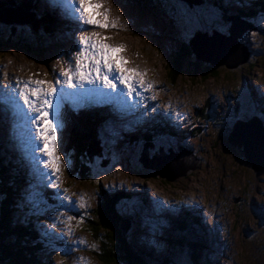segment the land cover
<instances>
[{"label": "rangeland", "instance_id": "obj_1", "mask_svg": "<svg viewBox=\"0 0 264 264\" xmlns=\"http://www.w3.org/2000/svg\"><path fill=\"white\" fill-rule=\"evenodd\" d=\"M11 1L6 6L13 12H6L7 17L22 15L20 5L24 0ZM194 1L200 5L189 8L177 0H105L115 9L112 16L118 30L112 34L103 28V38L115 44L116 40L127 43L132 62L129 68L141 74L144 86L152 87L139 92L138 104L132 99L129 112L116 108L119 121L100 123L99 142H94L98 144L90 142L95 152L91 157H74L63 146L73 122L95 112L81 97L77 104L72 98L68 103L59 94L54 96L51 119L61 129L57 132L55 152L60 154V161L55 175L51 169L38 166L41 157L24 142H16L18 150L13 152L0 120V152L24 163L29 171L24 174L29 173L32 179L21 181L23 194L12 192L25 204L24 209L14 212L19 217L21 210L36 214L38 220H32L36 228L49 234L47 256L41 264H105L100 258L101 244L104 241L111 248V237L104 232L99 241L89 221L96 218L102 199L109 197L123 199L118 207L121 228L125 229L127 243L146 254L149 264H264V169H252L242 147L227 142L237 120L249 122L261 115L264 127V13L253 23L236 15L241 8L243 12L252 9V0ZM36 2L63 24L59 32L31 36L29 24L12 25L16 29L11 32L12 26L0 23V77L12 72L22 83L25 74L29 81L31 74H37L46 82L40 86L46 88L47 82H54L49 73L63 72L72 64L75 67V59L64 50L73 54L80 36L77 27L68 22L76 20L64 14L61 7L59 11L65 17L57 11L61 0ZM23 12L30 19L34 17L31 12ZM119 21L126 24V29L117 25ZM232 21L252 26L238 40L250 51L245 64L227 69L224 56L232 65V53L212 51L211 57H217L222 66L202 63L203 67L197 68L192 55L184 62L183 72L172 75L169 65L193 32L200 29L211 37L214 30L228 36ZM112 35L116 37L111 39ZM22 38L25 44L19 42ZM9 87L18 86L15 82ZM61 89L75 92L68 87ZM107 128H112V134L105 131ZM133 136L139 139L129 142ZM143 154L150 161L181 155L188 160L186 166L196 167L167 181L143 167ZM34 161L36 169L31 163ZM81 164L88 167L83 178L77 176ZM41 170L45 172L40 174ZM10 174L8 178L14 176ZM49 182L56 186L46 187ZM32 188L52 193L57 205L48 208L44 195L34 194ZM257 199L262 200L261 206L255 204ZM70 216L73 219L69 220ZM182 222L186 224L184 229L178 226ZM60 244L63 251L58 248Z\"/></svg>", "mask_w": 264, "mask_h": 264}, {"label": "trees", "instance_id": "obj_2", "mask_svg": "<svg viewBox=\"0 0 264 264\" xmlns=\"http://www.w3.org/2000/svg\"><path fill=\"white\" fill-rule=\"evenodd\" d=\"M25 2H28V4ZM11 3V0H0V9L7 7L6 5ZM20 7L24 11L31 12L34 15V21L28 27L31 36H39L40 33L42 36L52 34L51 32L53 29L59 25L48 11H39L36 0H24ZM251 7L254 9L250 8L248 12H243L241 9L244 8H241L237 14L240 18L255 23L259 15L264 13V0H254ZM9 29L13 32L16 28L12 26L9 27ZM9 36L13 37L14 35H10L9 33ZM19 42L25 44L26 40L22 38ZM190 57L192 56L189 53L188 46L183 44L176 54L175 59L171 62L172 64L169 65L172 75L177 76L181 74V72H183L184 62L190 59ZM193 64L197 68L203 67L202 62L193 61ZM206 69L212 71V67H207ZM100 123H102V120L97 116L94 117V120H89L85 117L78 118L73 122L70 131L71 136H68L64 146L65 152L68 151L67 153H72L74 157H76V154H78L77 157H84L89 142L97 140L99 137L98 128ZM80 124L83 125V127ZM13 159L16 158L11 157L7 152H0V192L2 193V198H0V264H40L41 259L47 256L45 248L49 246V234L47 231L39 232L34 223V221H37V218H33L31 213H24V210H21L19 217L14 212V209L16 212L19 209H24L25 204L22 200H19V197L16 199V196H14L12 192L16 193L18 196L19 194H23L25 190L20 189V183L21 181H29V178L27 174H24L26 171L24 163L20 160L14 161ZM78 167L77 176L82 178L86 177L85 173H88V167L82 164ZM8 170H13L14 173L12 175L14 176H12ZM9 174L12 177L8 178L9 176L7 175ZM34 193L36 195L43 194L49 204H56V200H54L52 195L44 194L42 191L37 190H35ZM122 200L123 199H119L118 197L102 199L97 210L96 218L89 221L92 228L90 230L93 232V236H98L99 241H102V234L104 232L109 233L112 240L110 242L111 248H107L104 241H102L103 245L100 243L102 247V255L100 258L105 264H149L146 261V254L136 250L134 246H130L127 243V235L120 225L122 216L119 214L118 208ZM25 208H30V206H25ZM92 225H94V227ZM178 226L180 229H184L186 224L182 222L179 223ZM61 246L62 244H60L58 248ZM193 246L195 248V245ZM196 248L198 249V246H196Z\"/></svg>", "mask_w": 264, "mask_h": 264}, {"label": "snow or ice", "instance_id": "obj_3", "mask_svg": "<svg viewBox=\"0 0 264 264\" xmlns=\"http://www.w3.org/2000/svg\"><path fill=\"white\" fill-rule=\"evenodd\" d=\"M89 3L90 0H62L60 7L65 13H68L70 9L77 22L99 28L109 27L107 12L104 13L102 20L94 19L86 7ZM91 7L99 8L100 5L91 4ZM81 10H83V15H81ZM111 26L114 27L115 24L113 23ZM95 35L96 33H92V36ZM92 36H80L78 50L73 53L75 67L74 69H64L62 72L64 80L57 79L54 83L47 82L49 86L46 88H30L27 84L20 87L18 83V87L15 89L11 87L0 89V104H3L14 116L30 122L34 129V139L42 144L35 151L47 157V159L40 160L38 166L51 169L53 175L58 172L60 161V154L55 152V148L58 140L57 132H60L61 129L56 127L51 119V107L54 96L60 93L62 86L82 89L86 84L95 85L97 90L102 88L110 93L111 103L127 104L129 108L132 107L131 102L134 95L139 98L140 91H148L152 87L150 84L144 86L139 72L123 67L127 61L117 55L121 51L120 48L101 43L99 40L93 39ZM70 63L71 61H69ZM137 77H140L138 81ZM45 83L44 81L35 82L36 85ZM32 113L35 115L33 116ZM55 186L53 182L46 185V187ZM63 199L67 200V197ZM71 219L73 217L70 216L69 220ZM77 222L79 223V221ZM65 234L67 235V233Z\"/></svg>", "mask_w": 264, "mask_h": 264}, {"label": "water", "instance_id": "obj_4", "mask_svg": "<svg viewBox=\"0 0 264 264\" xmlns=\"http://www.w3.org/2000/svg\"><path fill=\"white\" fill-rule=\"evenodd\" d=\"M177 1L185 3L189 8H192L193 5H198V2L194 0ZM6 12L9 13L13 11L8 9L0 10L1 24L7 26H23L32 22V19L25 16L26 13L23 11L22 15L12 14L9 15V17H7L8 14H6ZM241 25L242 24H239L237 21H232L231 26L228 29V36L213 31V35L209 37L207 33L195 31L187 42L189 53L191 56L193 55L195 61L197 62L207 63L211 66L219 67L223 64L218 61L217 57H211V52L214 51L216 53L218 50H224L226 53H232L234 57L233 64L229 65L230 61L226 58V56H224L227 69L243 65L248 61L250 51H248L242 44H239L238 40L242 37L243 33L248 29H251L252 26H250V24L245 26ZM207 50L208 52H206ZM227 142L232 146L235 144L238 148L242 147L245 161L252 169L256 171L264 169V127H262L258 119L252 118L249 122H241L237 120L233 124L232 133L229 134ZM94 144L97 145V143ZM89 146L92 145L89 143L85 152V156L88 158L95 154V152H93L94 150ZM179 157L182 159L179 160ZM140 161L145 169L154 170L159 177H162L167 181H171L178 176H183L186 171L192 170L196 167V164L186 166L188 160L185 156L181 155L170 159L155 157L152 161H150L148 157L143 154ZM172 171L174 172V175L170 174ZM122 230L125 231L123 228Z\"/></svg>", "mask_w": 264, "mask_h": 264}, {"label": "bare ground", "instance_id": "obj_5", "mask_svg": "<svg viewBox=\"0 0 264 264\" xmlns=\"http://www.w3.org/2000/svg\"><path fill=\"white\" fill-rule=\"evenodd\" d=\"M30 2V1H29ZM56 2V0H55ZM28 4V2H25ZM61 3H62V0H61ZM60 3V4H61ZM102 3H105L106 7L103 6ZM91 4H99L100 7L99 8H93L91 7ZM26 5V4H25ZM30 6V5H29ZM78 7V5H76ZM205 6V5H204ZM55 7V6H54ZM59 7H56L57 11L59 12V14H61L63 17H65L63 15V11H59ZM86 7H88V10H89V14L93 16L94 19H97V20H102L103 18V15L105 12H107V17H108V23H109V27L107 28H104L106 29L107 31H110L112 34L113 32H117L118 28H116V25L114 27H112L111 25L113 24V20L115 21V19L113 18L112 16V12H113V15H114V11L115 9H112L111 7H108L107 6V3L105 2V0H102V1H99V0H90V3L89 5H86ZM105 7V8H104ZM254 9V8H253ZM64 14H65V11H64ZM68 14L71 15L73 17V14H71V10L69 9L68 10ZM81 15H83V10H81ZM36 20V19H35ZM34 21V20H33ZM70 24L72 25H75L77 26V31H78V34L79 36L81 35H88V36H92V33H98L96 34L95 36H92L93 39H96V40H99V42L101 43H105L109 46H112V47H118L121 49V51L117 54L119 55L124 61H127L126 64L123 65V67L127 68V69H132V68H129V62H131V60H129V55L127 54L128 51H126V48H127V43L125 42H118L116 40V44L115 43H112L111 41H108V40H105V39H101L103 38L102 34H101V30L103 28H99V27H95L93 25H87L86 23H83V22H77V21H71V19L68 21ZM115 24V23H114ZM117 25H121L123 26V28L126 26V24L124 25L121 21L117 22ZM55 26V25H54ZM69 27V25H68ZM126 29V27H125ZM116 36L115 35H112L110 36L111 39L115 38ZM74 38V37H73ZM74 40V39H73ZM78 45H79V41L75 40V51L78 50ZM65 52H68V55H70L73 59H75L74 55L72 54V52L70 53L69 50L66 51L64 50ZM74 51V52H75ZM218 51H221V50H218ZM218 53V52H216ZM68 58V57H67ZM70 59V58H69ZM72 61V60H71ZM132 63V62H131ZM67 65V64H66ZM70 66V65H69ZM135 67L137 65H134ZM60 68H61V65H60ZM66 68V67H65ZM72 68L73 67V64H72ZM134 69V68H133ZM50 70V69H49ZM135 70V69H134ZM51 72V71H50ZM54 72H55V76H54ZM144 71H141V73H143ZM50 76L54 79V82L57 80V79H60V80H64L65 77L62 75V72L61 71H52V73H49ZM3 75V74H1ZM28 75V74H25L23 76V82L22 83H19V86H24L25 84H27L30 88L31 87H42L40 85H36L35 82L36 81H41L42 79H40L39 75L37 74H31V81H29L27 78H25V76ZM18 75L17 74H14L12 72H6V75L5 76H1L0 77V89H5L7 87H9V85H11L12 83H17V86H18ZM52 82V83H54ZM44 87V86H43ZM47 87V86H46ZM63 87H67V85H64ZM122 87V86H121ZM84 91L81 92V88H76V89H72L73 91H75L74 93L70 91H67V90H63L61 89L60 90V93H59V97H63L65 99H67L68 103H70L71 99H74L73 101H75L77 104H78V100L77 98H80V100L84 103H87L89 106H91L92 108H96V107H103V108H107V110L109 111V116L111 119L113 120H116L117 118V115H116V111L118 109V106L121 108V111H127L129 112V107L127 104H115V103H111L110 102V93L106 92V90L100 88L99 90H97V87L95 85H92V86H89V85H84ZM96 98V100H95ZM133 99L134 100H137V104H138V101L139 99L136 97V96H133ZM56 100V99H55ZM72 102V101H71ZM22 103V102H21ZM61 105V104H60ZM73 107V106H72ZM117 108V109H116ZM54 109V108H53ZM63 109V108H62ZM158 109V108H157ZM52 111V110H51ZM55 114V113H54ZM32 115H34V113H32ZM52 116V115H51ZM53 117V116H52ZM55 117V116H54ZM85 117V116H84ZM184 118V117H183ZM0 120H1V123H2V126L4 127L3 130H4V134L7 135V137L10 139V145H11V149L13 152H16V149L14 144L16 145V142H24V144H27V146L32 149L34 148L33 152L39 147V146H42V144H40V142L36 141L34 139V129L32 128L31 124L29 121H26L24 119H21L20 117H16L14 116L10 111H8L5 106L3 104H0ZM131 120V119H130ZM174 120V119H173ZM97 121V120H96ZM93 122V121H92ZM91 122V123H92ZM174 122V121H173ZM132 123V122H131ZM60 124V123H59ZM83 124V122H82ZM87 124V122H86ZM93 124V123H92ZM98 124V123H96ZM113 124V123H112ZM81 125V124H80ZM79 125V126H80ZM127 125V124H126ZM64 126V125H63ZM83 127V125H81ZM80 126V127H81ZM87 126V125H86ZM120 126V125H119ZM11 127V128H10ZM85 127V126H84ZM101 127V126H100ZM13 129V132L12 130ZM76 129V128H75ZM67 130V129H66ZM77 130V129H76ZM105 131H110V133L112 134V128L110 129H106ZM73 132V131H72ZM110 134V135H111ZM71 136V135H70ZM76 136V135H75ZM122 136V135H121ZM6 137V136H4ZM73 139V138H72ZM130 139V138H129ZM61 140V139H60ZM59 140V141H60ZM58 142V141H57ZM135 142V141H134ZM57 144V143H56ZM67 147V146H66ZM68 152V151H67ZM76 152V151H75ZM5 153V152H4ZM31 154V152H30ZM35 155L39 157H41V159L43 160L45 157L36 152L35 151ZM78 154H76V157H77ZM35 156V158H36ZM78 158V157H77ZM24 159V158H23ZM33 159V158H32ZM37 159H35L36 161ZM34 162H31L32 165H33V168L36 169V163ZM40 161V160H39ZM27 164V163H26ZM38 168V167H37ZM48 170V169H47ZM45 171H42L41 170V173H44ZM35 177V176H34ZM41 178V177H40ZM45 184V183H44ZM39 185V184H38ZM25 190V189H24ZM49 190V189H48ZM256 201V200H255ZM262 200L260 199H257V201L255 202L256 205H260L263 203H261ZM51 203V202H50ZM260 203V204H259ZM57 205V204H56ZM64 205V204H63ZM47 210V209H46ZM45 210V211H46ZM84 210V209H83ZM43 211V210H42ZM85 211V210H84ZM82 212V211H81ZM84 213V212H83ZM84 218V217H83ZM40 219V218H39ZM90 220V219H89ZM63 233V232H62ZM76 239V238H75ZM74 246V245H73ZM70 250V249H69Z\"/></svg>", "mask_w": 264, "mask_h": 264}]
</instances>
